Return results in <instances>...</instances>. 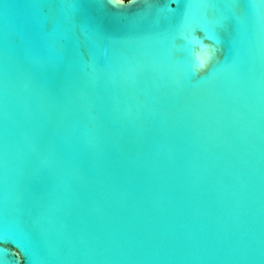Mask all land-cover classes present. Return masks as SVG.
<instances>
[{
	"label": "water",
	"instance_id": "obj_1",
	"mask_svg": "<svg viewBox=\"0 0 264 264\" xmlns=\"http://www.w3.org/2000/svg\"><path fill=\"white\" fill-rule=\"evenodd\" d=\"M17 256L264 264V0H0V264Z\"/></svg>",
	"mask_w": 264,
	"mask_h": 264
},
{
	"label": "clouds",
	"instance_id": "obj_2",
	"mask_svg": "<svg viewBox=\"0 0 264 264\" xmlns=\"http://www.w3.org/2000/svg\"><path fill=\"white\" fill-rule=\"evenodd\" d=\"M107 2L115 8H126L139 3L140 0H107ZM209 47L210 46L207 44H201L199 50L193 53L195 60L194 72L196 74L204 71L212 59L213 53L209 51ZM201 53H203V55H201ZM11 251L14 253V249ZM17 264H19V256H17Z\"/></svg>",
	"mask_w": 264,
	"mask_h": 264
},
{
	"label": "snow or ice",
	"instance_id": "obj_3",
	"mask_svg": "<svg viewBox=\"0 0 264 264\" xmlns=\"http://www.w3.org/2000/svg\"><path fill=\"white\" fill-rule=\"evenodd\" d=\"M201 55H203V53H201Z\"/></svg>",
	"mask_w": 264,
	"mask_h": 264
}]
</instances>
